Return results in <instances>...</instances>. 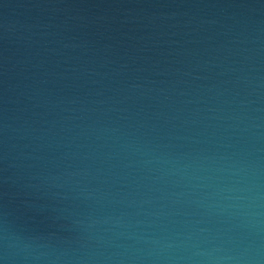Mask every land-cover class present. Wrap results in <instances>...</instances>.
I'll list each match as a JSON object with an SVG mask.
<instances>
[{
    "label": "water",
    "instance_id": "water-1",
    "mask_svg": "<svg viewBox=\"0 0 264 264\" xmlns=\"http://www.w3.org/2000/svg\"><path fill=\"white\" fill-rule=\"evenodd\" d=\"M245 181L264 0H0V264H183Z\"/></svg>",
    "mask_w": 264,
    "mask_h": 264
},
{
    "label": "clouds",
    "instance_id": "clouds-1",
    "mask_svg": "<svg viewBox=\"0 0 264 264\" xmlns=\"http://www.w3.org/2000/svg\"><path fill=\"white\" fill-rule=\"evenodd\" d=\"M228 191L231 193L227 197L232 201L230 207L240 218L245 231L207 249L190 245L194 250L178 258L183 264H264V240L259 235L262 231L260 209L264 207V191L258 184L247 181Z\"/></svg>",
    "mask_w": 264,
    "mask_h": 264
}]
</instances>
